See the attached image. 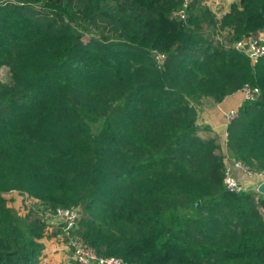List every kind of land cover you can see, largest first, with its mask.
I'll list each match as a JSON object with an SVG mask.
<instances>
[{"label":"trees","instance_id":"1","mask_svg":"<svg viewBox=\"0 0 264 264\" xmlns=\"http://www.w3.org/2000/svg\"><path fill=\"white\" fill-rule=\"evenodd\" d=\"M201 1L181 22L182 0H0V264H41L39 204L79 206L74 231L97 255L264 264V196L222 185L224 155L264 171V55L229 44L264 31V0L218 18ZM243 84L259 92L222 148L198 112Z\"/></svg>","mask_w":264,"mask_h":264},{"label":"built area","instance_id":"2","mask_svg":"<svg viewBox=\"0 0 264 264\" xmlns=\"http://www.w3.org/2000/svg\"><path fill=\"white\" fill-rule=\"evenodd\" d=\"M188 3V0H182L181 8L173 11L170 16L176 17L181 22L185 21L184 9ZM231 47L246 56L250 64L255 63L260 57L264 55V44L261 42V38H254L252 36H244L231 44ZM164 55L154 52V59L159 63L163 59ZM235 92L240 94L241 100H254L258 95V88L250 87L247 84H243ZM227 95L226 97L231 96ZM221 100V101H222ZM223 111V110H222ZM238 114L236 107L226 108L222 113L223 126L225 127L228 122L234 119ZM226 132L224 131V138ZM223 175L222 185L228 191L239 192L254 190L258 192L257 187L264 183V171L252 170L242 164L240 160L229 158L224 156L223 159ZM241 174L249 182H243L238 179L237 175ZM264 196V192H261ZM35 209L39 212L40 219L48 224L58 226L61 229V233L67 238L69 255L74 258L80 264H131L118 257L101 256L97 255L94 250L88 246L83 239L74 231L76 228V220L79 215L78 206L62 207L56 206L51 208L47 205L39 204Z\"/></svg>","mask_w":264,"mask_h":264},{"label":"rangeland","instance_id":"3","mask_svg":"<svg viewBox=\"0 0 264 264\" xmlns=\"http://www.w3.org/2000/svg\"><path fill=\"white\" fill-rule=\"evenodd\" d=\"M232 0H202L201 3L209 9V11L214 14L215 18H218L221 14V12L225 11L227 4ZM227 29L224 30H216L215 33H213L214 40H217L219 43L229 45L233 42L227 41ZM262 33H264L262 31ZM264 39V36L261 37V40ZM229 43V44H227ZM231 46V45H230ZM240 97V96H239ZM236 103H233L230 106H237L240 102L238 100L235 101ZM231 104V103H229ZM221 107H223V111L221 112ZM215 112H209L211 114V118L209 120H206L209 122L208 125H215L217 124V128L215 131H218L220 142L223 148L222 142L225 141L224 138V131L225 127L223 125V116L222 113L225 111L224 106H220L219 108H214ZM222 116V118H221ZM199 123L201 122L198 120ZM221 123V124H220ZM220 124V125H219ZM224 139V140H223ZM226 156V155H224ZM223 156V159H224ZM246 191V190H245ZM247 191H250L247 189ZM9 197L10 205L13 208H16L18 212H20V215L27 212V208L23 207V205H27V202H24L21 198V194L19 192H11L7 194ZM199 204V203H198ZM77 206V205H76ZM198 206V205H197ZM79 210V206H78ZM22 213V214H21ZM32 216L40 218L39 212L35 209V205L31 206V212H29ZM56 231V232H54ZM40 242V245L42 246V250L40 252V263L41 264H73L69 260V255L67 253L68 244H67V238L64 236L63 233L57 232L55 225H46L44 227L43 234L38 239Z\"/></svg>","mask_w":264,"mask_h":264},{"label":"crops","instance_id":"4","mask_svg":"<svg viewBox=\"0 0 264 264\" xmlns=\"http://www.w3.org/2000/svg\"><path fill=\"white\" fill-rule=\"evenodd\" d=\"M254 36H255L254 38H258L259 39L262 36H264V33H262V31H260V32H257L256 34H254ZM239 96H240V94H238L237 92L232 93L231 96H228L224 100H222L221 102L217 103L216 106H215V108H219L220 106H224L225 108L236 107L235 105H233V106H230V105H232L233 103H236L235 102L236 100H238V102H240L241 101V96L240 97ZM229 103H231V104H229ZM222 110H223V107H221V112H222ZM215 111H216L215 109H212L210 111H199L198 112V119L202 123L208 125L209 122L207 120H209L211 118V114L209 112H215ZM206 118H207V120H206ZM221 118H222V116H221ZM217 124L218 123H215V125L213 124L211 126L210 125H208V126L219 136V134H218L219 132L218 131H215L216 128H217ZM222 144H223V142H222ZM237 177H238V179H240V181H243V182H246V183L249 184V182L247 181V179L244 178L243 176H241V174H238ZM49 225L51 226V224H49Z\"/></svg>","mask_w":264,"mask_h":264},{"label":"water","instance_id":"5","mask_svg":"<svg viewBox=\"0 0 264 264\" xmlns=\"http://www.w3.org/2000/svg\"><path fill=\"white\" fill-rule=\"evenodd\" d=\"M258 192L261 193V192H264V183L260 184L258 187ZM199 201L198 200H195L193 202V205L196 207L198 205Z\"/></svg>","mask_w":264,"mask_h":264}]
</instances>
